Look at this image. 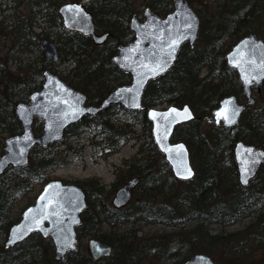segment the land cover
Segmentation results:
<instances>
[{
  "label": "trees",
  "instance_id": "obj_1",
  "mask_svg": "<svg viewBox=\"0 0 264 264\" xmlns=\"http://www.w3.org/2000/svg\"><path fill=\"white\" fill-rule=\"evenodd\" d=\"M68 0H32L27 12L23 13L18 26H14V39L18 48L24 45L28 28H22L25 20L34 18L38 13L47 23L48 32L63 28L58 12L59 6ZM88 8L94 15L96 29L109 32L102 43L94 42L91 37L74 30H63L58 34L62 45L72 59V72L60 74L70 85L83 90L89 102H98L117 85L130 80V75L118 69L112 62L120 43L133 37L129 22L136 12L142 16L144 4L165 14L171 10V0H88ZM21 2L14 4L19 6ZM35 9V14H33ZM29 15V14H28ZM27 29V30H26ZM47 32V34H48ZM256 32L264 37V0H229L219 2L217 11L204 19L199 40L194 46L185 43L178 60L165 75L151 80L144 92V103L157 106L175 103L188 104L195 117L175 128L173 140H184L196 165V174L191 180L177 179L158 149L153 136L152 124L146 111H127L121 105H113L96 116L85 117L78 124L70 126L68 135H80L83 125L97 127L100 136L95 144L105 142L116 151L121 140L139 141L137 151L123 159L118 169V179L125 180L139 175L141 180L135 189L140 199L124 206H114L103 196L104 186L96 178L76 180L87 194L88 205L82 213V222L77 226L78 247L69 251L64 259L57 260L51 251L44 250L53 246L49 238L34 233L14 247L5 248L0 242V264H180L192 253L204 251L225 244L234 249L253 236L251 230L264 233V166L247 186L238 180L237 166L233 147L238 139L264 147V82L258 102L249 106L242 115L240 123L234 127L216 124L213 111L220 100L229 94L244 97L242 84L236 71L225 60V53L243 35ZM26 45V44H25ZM45 56L42 61L47 62ZM49 64L54 62L48 61ZM28 66L30 63L27 64ZM18 70L21 68L18 67ZM3 70L0 77V155L4 152L3 133L15 134L22 125L14 113L17 101L27 100L32 91L38 89L42 80L27 87L23 94L15 96L13 91L6 92L13 83H27L23 75L13 78ZM55 71V70H54ZM42 75V74H41ZM10 80V81H9ZM132 116L140 126L138 131L131 121L120 120L119 113ZM119 118V123L113 119ZM204 122L210 125L205 131ZM38 134L42 125L34 121ZM50 145L47 148H51ZM35 147L29 163L21 168L10 167L0 176V237L6 236L9 227L20 218L13 216L17 201L25 197L27 204L34 201L31 195L39 182H47L46 171L59 161L45 153L40 155ZM116 183V182H115ZM113 190H109L110 192ZM92 192L97 196L94 203ZM252 217L253 221L243 228L229 229L232 225ZM161 223L175 230H156L142 232L138 223ZM192 223V224H191ZM103 224L108 228L102 229ZM128 224L124 229L117 228ZM218 224L219 229L211 227ZM248 233V234H246ZM85 236L96 237L112 246L109 256L94 258L87 249L80 246ZM208 251V252H209Z\"/></svg>",
  "mask_w": 264,
  "mask_h": 264
},
{
  "label": "water",
  "instance_id": "obj_2",
  "mask_svg": "<svg viewBox=\"0 0 264 264\" xmlns=\"http://www.w3.org/2000/svg\"><path fill=\"white\" fill-rule=\"evenodd\" d=\"M172 5L173 9L166 15L147 7L143 19L132 16L129 27L134 37L118 44V51L111 58L117 68L130 74L131 79L112 89L98 103H89L85 92L70 85L51 69H44L41 87L30 94L29 101H19L15 105L14 113L22 131L4 139L0 176L9 167L26 166L34 147H47L63 139L66 129L72 124L120 104L127 110L147 111L154 141L164 153L174 176L181 180L193 178L195 169L186 143L183 140L171 141L175 127L193 119V109L188 104L148 107L143 101L148 83L173 67L185 42L194 46L199 37L201 19L189 0H172ZM59 13L65 28L91 36L97 43L107 37V33L99 35L96 32L92 12L81 2L64 3L59 7ZM41 47L47 58L54 62L60 59L59 48L50 38L44 37ZM225 58L227 64L236 70L246 99L240 102L235 95L225 96L214 114L217 123L234 127L239 123L243 110L254 100L253 88L261 90L264 39L254 32L248 33L235 42ZM35 118L42 120L40 134L33 129ZM234 157L239 182L247 186L264 165V148L239 139L234 145ZM139 180V176H134L121 185L113 197L114 205L128 203ZM87 205V194L78 183L59 178L48 180L34 201L23 208L20 218L9 227L4 247H14L38 232L45 238H51L55 258L64 259L69 251L77 248V226L82 222L81 214ZM88 247L94 258L112 253L110 244L95 237L89 239ZM181 264L216 262L207 253L197 252Z\"/></svg>",
  "mask_w": 264,
  "mask_h": 264
},
{
  "label": "rangeland",
  "instance_id": "obj_3",
  "mask_svg": "<svg viewBox=\"0 0 264 264\" xmlns=\"http://www.w3.org/2000/svg\"><path fill=\"white\" fill-rule=\"evenodd\" d=\"M32 0H0V77L3 76L2 71L9 72L10 77L13 78L23 75L24 78L29 80L27 83H13L7 88L5 85L2 86L1 90H4L9 93L13 91L16 97L18 94H23L25 89L29 85H32L35 80L38 82L41 78L42 72L46 68H50L58 74H67L72 71V59L70 54L67 53V49L62 45L61 39L58 37V34L66 30L62 28H56L48 32L47 23L44 22L42 17L37 13L34 18H31L23 24L22 28H28L27 22H33L34 25L32 29L28 28L26 37L23 38L24 45H21L18 48V41L14 39L15 33H13L14 26H18V23L21 21L20 18L23 13L27 12V16H31V11L28 9V6L31 4ZM82 2L86 7H88V0H77ZM140 0H137L139 2ZM18 2H21L19 6L14 7V4L18 5ZM193 6L197 9L199 15L202 17L204 24V19L208 15H211L213 11H217L219 2L222 4H227L229 0H190ZM147 4H144L141 8V11L147 7ZM35 9L32 15L35 14ZM29 14V15H28ZM27 30V29H26ZM48 32V34H47ZM51 38L58 46L60 50V60L53 64H49L48 61H51L49 58L47 62L42 61L44 52L41 48V39L43 37ZM26 44V45H25ZM30 63L28 66L27 64ZM18 67L21 70H18ZM10 81V80H9ZM43 81V80H42ZM253 95L255 96L256 102L259 100V93L254 90ZM22 100V101H28ZM18 102V101H17ZM256 103L254 102L253 105ZM166 105L160 106L164 107ZM118 117L120 120L131 121L134 127L139 131L140 126L136 120L127 113H119ZM119 118L113 119L116 123H119ZM38 123L42 125V120L37 119ZM210 125L207 122H204L203 126L205 131H209ZM83 131L80 135H68L65 136L62 141L53 144L51 148H42L38 150L40 155L49 153L54 156L59 163L46 171V175L50 179L61 178L69 182H74L76 180H90L91 178H96L101 185L104 186L103 196L106 195V200L108 203L112 204V199L115 191L124 184L127 180L118 179V169L121 166L122 161L126 157L132 156L138 149L139 141L135 139L130 140H121L119 148L116 151H111L110 147L105 144H95L96 140L100 139V136L97 135V127L93 124L83 125ZM8 134L3 133L2 136L5 138ZM33 155V154H32ZM264 177V174H261L259 180ZM116 182V183H115ZM43 182H39L36 185L35 191L31 195L36 196V194L43 187ZM113 190L110 192L109 190ZM92 199L94 203L98 202V198L101 199L103 196L95 195L92 192ZM140 197L134 191L132 198L129 203L139 200ZM28 198L25 197L16 202L13 208V216H17L23 208L27 205ZM253 221V218L250 217L243 222L232 225L229 229H238L243 228L245 225ZM192 224V223H191ZM128 224H123L117 228L124 229ZM139 228L142 232H153L156 230H175L170 226H166L161 223H147L141 220L138 223ZM103 230L108 228L107 225L103 224ZM212 228L219 229L218 224H211ZM261 232L254 229L250 231V234L253 236L251 239H248L242 246L241 249H234L233 247L225 244H220L214 246L209 250H205L211 257L216 261V264H264V233L259 236ZM248 234V233H246ZM90 236H85L80 240V246L84 249H89L88 240ZM5 237H0V242H3ZM50 242L51 240L48 239ZM44 250L48 253L54 255V247L51 248L47 245L44 246ZM209 251V252H208Z\"/></svg>",
  "mask_w": 264,
  "mask_h": 264
},
{
  "label": "flooded vegetation",
  "instance_id": "obj_4",
  "mask_svg": "<svg viewBox=\"0 0 264 264\" xmlns=\"http://www.w3.org/2000/svg\"><path fill=\"white\" fill-rule=\"evenodd\" d=\"M91 10V9H90ZM92 11V10H91Z\"/></svg>",
  "mask_w": 264,
  "mask_h": 264
},
{
  "label": "bare ground",
  "instance_id": "obj_5",
  "mask_svg": "<svg viewBox=\"0 0 264 264\" xmlns=\"http://www.w3.org/2000/svg\"><path fill=\"white\" fill-rule=\"evenodd\" d=\"M243 186V185H242Z\"/></svg>",
  "mask_w": 264,
  "mask_h": 264
}]
</instances>
